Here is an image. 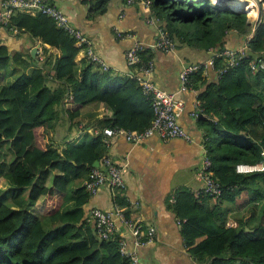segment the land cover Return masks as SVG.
<instances>
[{
	"label": "trees",
	"instance_id": "obj_1",
	"mask_svg": "<svg viewBox=\"0 0 264 264\" xmlns=\"http://www.w3.org/2000/svg\"><path fill=\"white\" fill-rule=\"evenodd\" d=\"M152 2L169 23L171 37L185 38L196 48L220 52L228 30H251L245 12L209 0ZM198 3L203 5L197 7ZM106 4L107 0L91 2L93 15L103 14ZM13 27L58 49L60 55L49 70L34 67L0 86L2 104L10 105L0 109V148L9 142L14 155L0 162V181L7 182L0 186V264H128L116 239H102L94 223L81 221L82 206L91 196L84 180L105 153L103 135L87 128L61 148L55 133L63 120L70 122L71 131L78 129L82 110L92 104L112 112L102 128L142 131L153 119L151 102L134 78L113 77L86 58L77 61L76 41L47 15L18 11L7 28ZM247 46L239 65L218 81L207 83L201 74L193 79V85L199 81L204 86L199 94L202 108L216 118L200 116L198 122L203 137H208L205 146L213 175L223 186L222 201L239 199L237 212L251 213L227 227L224 211L208 208V196L200 203L189 190L176 193L172 210L182 222L185 245L201 264H264V172L235 171L238 163L259 162L264 150V71L253 74L250 67L264 53L262 20ZM143 58L150 59L144 53ZM23 61V53H10L0 44V80L10 62ZM221 63L216 59V67ZM50 80L58 86L47 85ZM115 204L132 218L122 209L123 198H116Z\"/></svg>",
	"mask_w": 264,
	"mask_h": 264
},
{
	"label": "crops",
	"instance_id": "obj_2",
	"mask_svg": "<svg viewBox=\"0 0 264 264\" xmlns=\"http://www.w3.org/2000/svg\"><path fill=\"white\" fill-rule=\"evenodd\" d=\"M93 1L54 0V3L64 11L71 24L83 31L91 40L94 49L109 66V73L113 77L123 80L132 77L136 69L127 64L126 51L137 42L144 44L146 46L144 54L154 61L153 79L157 86L177 92L184 100L185 109L179 122L192 138L191 141L180 138L164 141L157 135H152L143 142L134 144L125 140L123 136L117 137L111 145L109 155L124 169L126 189L117 191L108 185L103 186L82 206L81 221H90L93 225L92 214L95 209L115 212L116 198H123L125 205L122 209L130 212V217L140 221L145 227L152 226L156 231V237L152 242L136 247L134 237L121 220L116 215L113 216L126 237L127 249L137 253L140 264H201L193 258L185 245L182 222L173 212L171 203L176 193L182 190H189L195 196L194 192L199 186L195 179V171L204 153V129L199 124V119L192 115V111L204 86L198 81L193 85L195 90L180 92L179 75L185 64L209 60L214 57L217 50L196 48L185 38L178 40L173 38L176 44L173 52L166 53L156 49L154 46L159 38L160 29L167 30L169 23L157 12L152 0L150 7L142 3L129 5L125 0H107L106 11L100 15H93L91 11ZM244 1L249 8L245 13L251 30L247 34L236 29L228 30L225 48L235 50L242 48L254 35L264 0ZM239 3L244 4L243 0H238L237 5ZM154 16L156 20L152 24L149 23L148 19ZM15 28L0 27V44L5 45L10 53H23L25 61L22 67H29V69L25 67L27 72L42 65L49 70L60 55V51L18 28H16L18 32L12 31ZM119 33H122V36H119ZM34 48L37 50L41 48L42 60L39 59L37 51L35 57L31 55ZM81 59L82 54L79 53L77 61ZM203 77L207 83L219 80L214 69H208ZM50 81L51 88L58 86V81ZM111 118L112 112L102 104L89 105L82 110L78 123L79 130L71 131L70 122L63 120L56 129L55 142L62 148L66 142L77 139L87 128H92L95 134V129L101 130L105 121ZM197 200L205 203L206 199L200 196ZM207 200L209 209L224 211L227 227L236 226L239 216L240 219L242 217L248 219L251 215L249 210L237 212L236 204H239V199L234 203L224 200L214 202L210 198ZM202 239L203 237L198 241Z\"/></svg>",
	"mask_w": 264,
	"mask_h": 264
},
{
	"label": "built area",
	"instance_id": "obj_3",
	"mask_svg": "<svg viewBox=\"0 0 264 264\" xmlns=\"http://www.w3.org/2000/svg\"><path fill=\"white\" fill-rule=\"evenodd\" d=\"M127 4L142 3L148 7L152 6L151 0H125ZM211 3L217 6H228L234 0H210ZM245 4V1L243 0ZM243 4V5H244ZM229 8V7H228ZM238 8V7H237ZM248 6H243V12L249 10ZM26 12L32 15L42 13L50 17L55 25L64 30L71 38H73L78 47L82 58H86L99 65L104 71H109V66L104 59L94 49L91 40L83 31L73 26L69 21L68 16L63 10L57 7L54 0H2L0 3V27H8L12 16L18 12ZM239 11V10H238ZM156 20L155 16L148 19L149 23ZM259 20L264 22V2L261 6V15ZM12 31L18 32V29ZM122 36V33H119ZM163 52H173L176 48L173 37L165 29H160L159 38L154 46ZM146 46L140 42L135 43L126 51V62L129 66L136 69L132 75L139 84L144 96L151 102L153 109V119L150 125L142 131L134 132L129 129L115 127H104L101 130L95 129V134L103 135V144L105 153L99 160V166L93 167L90 175L84 180V186L90 195L96 194L103 186L108 185L113 189L125 190L126 182L124 180V169L119 166L109 155V150L113 141L123 136L128 142L137 144L146 140L152 135H157L162 140L172 138H180L186 141H191V134L188 133L179 122L180 116L185 109L184 100L177 92L165 90L157 86L153 79L154 61L150 58L144 61L143 53ZM249 48L245 45L237 50L225 48L220 52H216L214 57L203 62L185 64L180 72V92L195 90L193 86L194 76L201 74L205 76L208 69H214L218 77L224 74L227 70L239 65L240 60L248 53ZM40 60L43 59L41 48L37 50ZM264 54V53H263ZM258 55L251 62V71L254 73L258 70L264 71V56ZM216 59L222 61L220 67H216ZM196 93V91H194ZM199 95V94H198ZM192 115L198 119L200 116L208 120L216 119L212 114L207 113L201 106L199 96L195 101V107ZM208 137H203V157L200 165L195 171V179L199 186L195 190V196H208L214 202L222 201L223 186L219 180L213 175L212 161L209 157L208 149L205 142ZM262 158L259 162L251 164L241 162L236 164L235 171L238 174H250L253 172H264V150H262ZM139 205V204H136ZM115 212L103 211L95 209L93 211V223L97 234L105 240L116 239L119 244L120 253L128 259V264H140L139 256L134 250L127 249L126 237L123 231L115 222L114 215L117 216L124 227L134 237V245L136 247L143 246L152 242L156 237L154 227H145L140 221L133 218H127L117 205Z\"/></svg>",
	"mask_w": 264,
	"mask_h": 264
},
{
	"label": "rangeland",
	"instance_id": "obj_4",
	"mask_svg": "<svg viewBox=\"0 0 264 264\" xmlns=\"http://www.w3.org/2000/svg\"><path fill=\"white\" fill-rule=\"evenodd\" d=\"M210 1V0H209ZM211 2V1H210ZM238 0H234V4H236L235 7H237ZM203 4L198 3L196 6L199 7ZM179 38H175V40H178ZM23 62H21V64H23ZM21 64H17L15 65L13 62H10L9 65L7 66V68L4 70V74L5 77L3 79L0 80V86L3 85H7L11 82H13L16 77H18L21 73L27 72L28 70L25 69L26 66L22 67ZM17 68V69H16ZM27 69H29V67H26ZM47 85L51 86L52 82L51 81H47ZM7 105V106H5ZM5 105L2 104V100L0 97V109H7L10 108V105H8V103L6 102ZM0 157H4L6 160L1 159L0 162H9L11 159H13L14 155L13 152L10 148V144L9 142H5L2 146V148H0ZM7 185V182L5 181H0V186L1 187H5ZM40 205V204H39Z\"/></svg>",
	"mask_w": 264,
	"mask_h": 264
},
{
	"label": "water",
	"instance_id": "obj_5",
	"mask_svg": "<svg viewBox=\"0 0 264 264\" xmlns=\"http://www.w3.org/2000/svg\"><path fill=\"white\" fill-rule=\"evenodd\" d=\"M220 7H221V8L229 7L230 9H233V10H240V11H243V8H237V7L233 6V5L220 6ZM36 51H37V48H34L33 51L31 52V55H32L33 57H35V53H36ZM99 165H100V164H99V161H96V162H94L93 167H98Z\"/></svg>",
	"mask_w": 264,
	"mask_h": 264
},
{
	"label": "bare ground",
	"instance_id": "obj_6",
	"mask_svg": "<svg viewBox=\"0 0 264 264\" xmlns=\"http://www.w3.org/2000/svg\"><path fill=\"white\" fill-rule=\"evenodd\" d=\"M230 5L236 6V4H234V1H231ZM237 7L238 8H243V5L242 4L240 5V3H239V5Z\"/></svg>",
	"mask_w": 264,
	"mask_h": 264
}]
</instances>
